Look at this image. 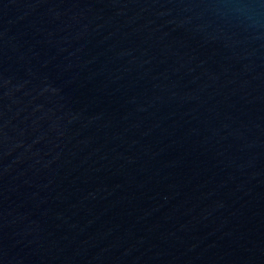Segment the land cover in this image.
I'll return each mask as SVG.
<instances>
[{"label": "water", "instance_id": "95a60500", "mask_svg": "<svg viewBox=\"0 0 264 264\" xmlns=\"http://www.w3.org/2000/svg\"><path fill=\"white\" fill-rule=\"evenodd\" d=\"M0 264H264V0H0Z\"/></svg>", "mask_w": 264, "mask_h": 264}]
</instances>
